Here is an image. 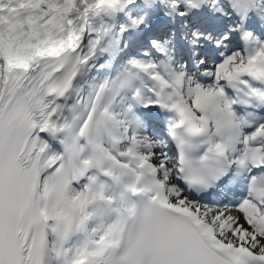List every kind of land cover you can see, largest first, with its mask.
Here are the masks:
<instances>
[{
	"label": "snow or ice",
	"instance_id": "6c2138e0",
	"mask_svg": "<svg viewBox=\"0 0 264 264\" xmlns=\"http://www.w3.org/2000/svg\"><path fill=\"white\" fill-rule=\"evenodd\" d=\"M0 264H264V0H0Z\"/></svg>",
	"mask_w": 264,
	"mask_h": 264
}]
</instances>
